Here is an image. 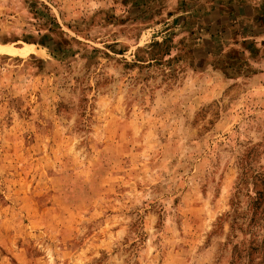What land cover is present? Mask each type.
<instances>
[{"label":"rangeland","instance_id":"374dc122","mask_svg":"<svg viewBox=\"0 0 264 264\" xmlns=\"http://www.w3.org/2000/svg\"><path fill=\"white\" fill-rule=\"evenodd\" d=\"M233 1L0 0V264H264V25Z\"/></svg>","mask_w":264,"mask_h":264},{"label":"crops","instance_id":"0c3cea01","mask_svg":"<svg viewBox=\"0 0 264 264\" xmlns=\"http://www.w3.org/2000/svg\"><path fill=\"white\" fill-rule=\"evenodd\" d=\"M237 3L238 2L235 1L233 4V11H232V15L230 16V18L231 20L235 18L238 20L245 21L247 23L254 22V20L256 19V14H257V9H258L259 4L263 3L264 5L263 0H247L245 4H239V3L237 4ZM222 17L227 19L228 15L223 14ZM257 24L264 25V24H260L259 22H257ZM199 50H200L199 48L194 49V59L196 56V52H198Z\"/></svg>","mask_w":264,"mask_h":264},{"label":"trees","instance_id":"16d2710c","mask_svg":"<svg viewBox=\"0 0 264 264\" xmlns=\"http://www.w3.org/2000/svg\"><path fill=\"white\" fill-rule=\"evenodd\" d=\"M236 1L239 2V4H245L247 2V0L246 1L236 0ZM131 5L132 6H143L144 4L142 2H133V3H131ZM256 19L258 20V22H260V24H264V5H263V3L262 4H259V6H258L257 14H256ZM184 49H186V50H184ZM184 49H182L181 51L184 50L183 52H184L185 57L188 58L189 60L190 59L191 60H194V49H195L194 43H190Z\"/></svg>","mask_w":264,"mask_h":264}]
</instances>
